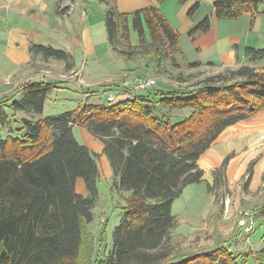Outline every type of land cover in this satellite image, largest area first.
Listing matches in <instances>:
<instances>
[{"label": "trees", "instance_id": "trees-1", "mask_svg": "<svg viewBox=\"0 0 264 264\" xmlns=\"http://www.w3.org/2000/svg\"><path fill=\"white\" fill-rule=\"evenodd\" d=\"M165 1L154 0L156 6ZM156 6L131 15L106 9L104 27L113 52L123 55L118 42L130 48V29L137 35L136 50L143 58L161 62L179 52L178 34ZM199 6L196 2L190 7L188 18ZM212 7L217 19L264 14V0H215ZM209 28L210 17L205 16L188 36L193 39ZM31 51L67 65L61 51L40 46ZM244 54L249 62L264 60V49L246 48ZM177 82L184 79L178 77ZM59 84L24 83L0 99V131L8 127L0 136V264H77L84 229L93 219L99 169L94 156L75 140L74 127L87 129L103 143L112 187L120 194L129 193L120 208L111 249L107 254L102 249L104 257L97 262L245 264L252 256L254 264H264V249L240 254L220 244L207 252L170 258L171 232L176 227L173 201L186 186L202 182L198 160L216 138L264 109L263 73L243 65L228 76L204 79L192 91L151 90L156 84L137 93L122 89L128 96L121 102L91 104L41 118L51 89L70 90ZM173 111L186 113L172 118ZM19 113L25 118L19 119ZM248 170L246 189L252 167ZM77 179L83 180L86 197L76 193ZM261 181L264 184V174ZM256 214L264 216V201Z\"/></svg>", "mask_w": 264, "mask_h": 264}, {"label": "rangeland", "instance_id": "rangeland-1", "mask_svg": "<svg viewBox=\"0 0 264 264\" xmlns=\"http://www.w3.org/2000/svg\"><path fill=\"white\" fill-rule=\"evenodd\" d=\"M65 2L72 4V11L68 15L70 17L74 4L72 0H62L59 2L60 9H62L61 5H64ZM199 2L201 8L196 11L198 12L196 15H203V18L212 7H209L206 0H199ZM96 5L98 4H94L92 7H87L86 9L89 12L90 22L93 23L91 30L99 32V36H103L104 42H106L105 30L101 21L103 14ZM156 7L159 9V6ZM64 10L66 11L67 9L65 8ZM201 16L198 18H201ZM83 17V10L77 9L73 14V25L76 27V24L80 23ZM173 22L175 23V21ZM75 30H79L78 26ZM129 39L130 48L121 42H118L116 45L118 51L123 53V55L116 54L115 52L113 54L114 57L121 59L120 66L114 68L118 65H113L112 68L105 71L106 74L104 76L94 80L93 84L90 83L89 76L85 75L84 72H82V77L79 73L81 66V60L79 59L81 58L77 60L78 67L70 70L71 72L67 70L66 66L64 67L61 61H33L35 68L39 67L42 69L40 70L42 71V74H39L40 76L49 78L52 83H60L59 85L70 89H51L45 99L41 118L56 117L76 110L81 106H89L91 104L104 105L106 97L109 94L113 96L117 95L123 89V84L133 83L136 80L153 79L156 85L151 90L155 89L163 92L175 89L192 91L204 79L215 75L228 76L230 71L237 70L240 67L238 66L233 69L224 68L221 70L203 65L198 68H188L185 65L177 67L174 64L173 57L156 62L152 59L143 58L142 54L139 55L137 53L139 51L136 50L138 47L137 35L131 29L129 31ZM105 45H101L100 48L102 49ZM258 46L257 49H264V37L261 38V43ZM90 62V60H87L86 66ZM243 65L254 67L259 73H263L264 75V60L249 62L246 59ZM178 77L184 79V82L178 83ZM98 87L100 88V92L96 90ZM91 90H96V92H92ZM5 93L0 91V99L9 97L13 92L9 95H5ZM124 99L123 96L117 97L116 101L119 102ZM185 113L186 111H173L171 112V116L172 118L180 117ZM7 130L8 127L0 131V136L4 137ZM263 131L264 109L250 119L237 122L226 128L216 138L213 145H211L212 147L210 146L211 148L207 149L200 156V159H202L200 163L198 161V166L204 165L211 169L218 162L223 161V159L220 161L217 154L218 150L216 149L220 142L226 139H237L239 135ZM73 135L75 140L87 148L94 156L99 169V176L96 181L98 195L95 207L92 210L93 219L84 229L77 264H100L97 261H100L104 257L102 249L106 251V254L111 249L112 233L122 214L120 208L125 206V198L129 197V193L120 194L113 188L114 186L112 187L113 174L109 161L103 152V143L85 128L74 127ZM254 144L257 147L264 145V133L257 137ZM235 150L233 149V152L231 151L226 157H229L228 162L235 159V162H233L234 168H239L245 165V162H240V157L238 156L244 154L245 151L236 150L238 153V159L236 160ZM255 158L254 160H249L248 164L245 165L246 171L238 179H227L224 173L227 164L222 167L220 163L212 171L206 169L207 173L204 175L205 177H203L204 179L201 183L188 185L183 188L180 196L173 201L171 206V214L176 221V227L172 230L170 239L171 259L184 258L194 253L207 252L218 244L229 248L231 252L240 254L247 253L248 251L252 252L250 249L256 250L264 244V216L256 214L258 207L264 201V184L258 182V184L248 185L250 188H244L246 173L257 162ZM75 191L83 197L87 196L82 179L76 180ZM241 212H247L254 223L252 231H249V233H246L243 228L239 227V221L243 217ZM101 234L102 237H100ZM99 249L101 252L97 255ZM245 264H254V261L252 258H248Z\"/></svg>", "mask_w": 264, "mask_h": 264}, {"label": "crops", "instance_id": "crops-1", "mask_svg": "<svg viewBox=\"0 0 264 264\" xmlns=\"http://www.w3.org/2000/svg\"><path fill=\"white\" fill-rule=\"evenodd\" d=\"M206 1L209 7H212L215 0ZM59 2L60 0H0V91L6 92L5 95L11 94L24 83H52L49 78L39 75L42 74L40 71L42 69L35 68L33 61L52 60L57 62V60L43 59L40 54H35L31 51L35 46L63 52L67 56V65L63 61L61 62L68 71L77 68V60L81 58L79 59L81 60L79 68L81 77L84 72L89 76L90 83L99 79L113 65H118L114 68L119 67L121 59L114 57L107 37L104 42V37H100L99 32L91 30L93 23L90 22L89 12L86 11L87 7L90 8L94 4H98L96 6L103 14L101 21L104 26V14L109 7H113L118 14L131 15L155 6L154 0H72L74 8L71 16L68 17L66 11L59 8ZM196 2L199 0H187L185 4L180 5L175 0H166L159 5L160 15L179 35V52L172 56L174 64L180 67L198 63L203 66L209 65L208 67L218 70L233 69L243 65L246 61L245 49H257L261 38L264 37V14L245 13L236 19H217L212 7L205 15L210 17V28L191 39L188 36L189 30L205 17L202 18L203 15L200 14L196 15L198 12L192 18L186 16L187 11ZM200 8L199 6L198 10ZM77 9H82L84 15L80 23L76 24L79 30H75L76 27L73 25V14ZM63 10L64 12H62ZM200 16L201 18H198ZM101 45L105 46L101 49ZM87 60L91 61L88 66H86ZM96 90L100 92L99 87ZM122 96L127 99L125 91L121 89L115 97ZM17 116L20 119L21 117L25 118L20 113ZM263 133L264 131L239 135L237 139H226L216 147L220 161L224 160L233 149L245 151L244 154L238 156L240 157L239 161L245 162V165L250 159L254 160L256 157L257 162H255L256 164L253 162L249 186L258 184V182L262 184L264 145L257 147L254 141ZM236 150L234 153L237 160ZM201 159L198 160L199 163ZM232 160L234 161H229L225 166L224 173L227 179H238L243 176L246 167L243 165L234 168L235 159ZM222 162H218V164H222ZM218 164L211 169L204 165H202L204 167H199L203 171V177L207 173L206 169L212 171ZM249 186L248 188H250ZM259 249H264V244L256 250H250L255 252ZM249 258L253 259L252 256Z\"/></svg>", "mask_w": 264, "mask_h": 264}, {"label": "built area", "instance_id": "built-area-1", "mask_svg": "<svg viewBox=\"0 0 264 264\" xmlns=\"http://www.w3.org/2000/svg\"><path fill=\"white\" fill-rule=\"evenodd\" d=\"M62 9H67L66 10V14L70 15V11H72V4L70 2H65L64 5H61ZM155 85V82L153 79H147V80H136V82L133 83H125L123 84V89L127 90L128 93H137V92H143L148 90L149 88L153 87ZM127 95V93H126ZM128 96V95H127ZM118 101H116V97L109 94L106 97V103H117ZM242 214V218L239 221V227L243 228V230L247 233H249V231H252V227H253V221L251 219V216L247 213V212H241Z\"/></svg>", "mask_w": 264, "mask_h": 264}]
</instances>
